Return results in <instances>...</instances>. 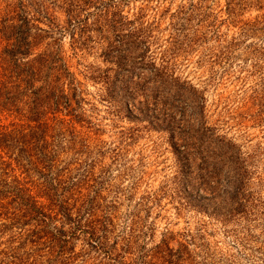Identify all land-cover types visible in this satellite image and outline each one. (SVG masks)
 Masks as SVG:
<instances>
[{"label": "rangeland", "instance_id": "obj_1", "mask_svg": "<svg viewBox=\"0 0 264 264\" xmlns=\"http://www.w3.org/2000/svg\"><path fill=\"white\" fill-rule=\"evenodd\" d=\"M41 1L62 25L76 9L88 38L77 47L79 30L67 26L31 51L64 64L75 88L74 112L37 118L64 131L56 123H69L88 152L60 153L52 173L25 175L10 161L11 174L28 176L32 193L43 177L96 190L92 218L106 230L99 242L77 230L56 246L29 224L17 238L0 234V264H139L167 252L164 242L181 264H264V0ZM160 65L166 79L157 83ZM19 118L0 112V129L29 123ZM182 137L194 155L207 150L209 191L193 166L177 174L171 143Z\"/></svg>", "mask_w": 264, "mask_h": 264}, {"label": "trees", "instance_id": "obj_2", "mask_svg": "<svg viewBox=\"0 0 264 264\" xmlns=\"http://www.w3.org/2000/svg\"><path fill=\"white\" fill-rule=\"evenodd\" d=\"M0 3H3L0 6V112L15 113L23 120L33 122L31 125L20 123L11 125L9 129H0V151L9 160L5 161L4 156L0 154V234L9 232V237L17 238L21 230L29 232V228L25 226L30 224L39 234L48 237L53 245L59 242L67 243L77 230L88 234L90 240L99 242L104 238L100 232H104L105 226L103 221L92 218L96 190L80 193L77 188H82V183L72 180L69 176L61 180L57 177H52V180L43 177L45 183L33 184L35 190L32 193L28 176L20 180L11 174L13 168L10 167L12 161L25 175L28 169L37 167L41 168L37 171L39 174L44 170L52 173L57 171L60 153L66 154V150H72L73 153L79 154V149H85L82 141L76 139L74 128L66 126L69 123L62 120L56 123L64 125V131L37 118L41 111L43 115L46 111L56 112L59 109H67L69 114L74 112V107L70 105L75 90L72 73L64 64L50 59L43 52L30 56L31 51L42 43L48 46L49 42H44L45 37L50 34L59 37L67 26L79 30V36L76 38L79 42L76 46L84 44L81 41L87 37V26L84 27L86 21L82 18L79 20L76 9H69L64 14V25L59 24L53 15L47 12L41 0L36 3L32 0H0ZM89 3L88 0L83 1L85 5ZM41 21L47 23L46 29L38 25ZM142 35L145 39L146 33L143 30ZM162 69V65L153 68L152 75L157 83L166 79L162 76ZM36 82L39 85L34 87ZM78 100L75 99V103ZM27 104L31 106L28 107ZM146 106L145 102L139 100V113H143L147 109ZM38 108L41 110H37ZM163 128H167L169 133L173 132L168 126ZM47 132L52 135H46ZM180 140L179 144L171 143L177 174H181L186 166H193L197 170L195 181L202 185L205 192L209 191V178L213 173L207 169V150H200L196 156L192 153L193 146L187 137ZM228 145L232 146L231 143ZM86 151L85 149L84 152ZM212 151L217 154L215 150ZM222 153H225V150ZM7 167H10L9 170ZM26 181L30 186L26 185ZM241 182V179L237 181L238 189L234 191V196L239 194ZM89 187L90 185H83V188ZM41 197L47 200V203L39 201L38 198ZM83 214L88 216V220L82 218ZM52 220L58 221L59 225H53L51 232L47 226ZM32 234L37 236L36 233ZM163 245L167 252L158 248L149 255H143L139 264H181V258L171 252L167 243L164 242Z\"/></svg>", "mask_w": 264, "mask_h": 264}]
</instances>
